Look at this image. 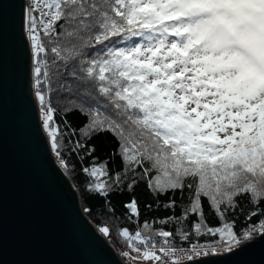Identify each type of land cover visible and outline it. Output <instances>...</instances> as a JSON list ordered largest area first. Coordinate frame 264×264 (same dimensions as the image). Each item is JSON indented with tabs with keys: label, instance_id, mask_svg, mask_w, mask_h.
<instances>
[{
	"label": "snow or ice",
	"instance_id": "obj_1",
	"mask_svg": "<svg viewBox=\"0 0 264 264\" xmlns=\"http://www.w3.org/2000/svg\"><path fill=\"white\" fill-rule=\"evenodd\" d=\"M22 26L34 95L57 157L75 152L82 161L95 148L55 124L54 91L78 100L89 117L81 138L107 132L117 141L121 170L110 174L108 161L93 157L83 168L89 192L107 198L145 181L156 201L147 210L180 209L134 232L118 228L130 248L155 264H185L264 235V0H27ZM248 194L259 220L238 234L225 217ZM205 199L221 226L206 222ZM125 207L138 222L136 198ZM98 230L110 235L106 225ZM175 237L189 246L176 247Z\"/></svg>",
	"mask_w": 264,
	"mask_h": 264
},
{
	"label": "water",
	"instance_id": "obj_2",
	"mask_svg": "<svg viewBox=\"0 0 264 264\" xmlns=\"http://www.w3.org/2000/svg\"><path fill=\"white\" fill-rule=\"evenodd\" d=\"M26 0H0V264H123L53 158L32 93ZM185 264H264V235Z\"/></svg>",
	"mask_w": 264,
	"mask_h": 264
},
{
	"label": "trees",
	"instance_id": "obj_3",
	"mask_svg": "<svg viewBox=\"0 0 264 264\" xmlns=\"http://www.w3.org/2000/svg\"><path fill=\"white\" fill-rule=\"evenodd\" d=\"M53 87L55 88L56 85L54 84ZM32 93L43 128V122L40 115V106L38 100L34 95L33 87ZM73 99V97L66 94H60L55 91L52 93V107L57 110L54 116V122L55 124H58L60 126L62 132L67 130V126H70L72 129H75L76 136L72 138L73 142H75V140L81 139L82 142H85L87 146L94 147L95 151L92 153V156H85L82 161L78 159L77 154L75 152L71 153L70 155H62L61 157H57L56 153L51 148L50 139L47 135V131L43 128V131L48 140L51 154L58 166L62 169L63 173L69 180L74 190L77 192L78 204L86 219L107 240V242L113 248L119 259L126 258L129 262H131L132 258L134 257L132 250L128 246V244L119 237V235L117 234V229L128 227L131 231L134 232L138 228V226L143 225V222L145 220L151 221L154 218L163 219L167 216L173 215V213L179 215L180 209L176 208L174 210H168L163 208H154L151 211L147 210L146 205L155 204L156 201L153 194L148 189L147 183L145 181H140L132 192H129L127 190H123L122 192H111L107 198L103 197L99 193L89 192L87 190V183L89 181V177H87L83 173V168L90 166V161L93 157L97 158V162H104L105 160H107L110 174H114L115 171L121 170V165L119 157L114 155L117 146V141L110 133L105 132L101 134H94L91 136V138H81L79 129L88 122L89 117L77 108V104H79L78 100H76L75 103H72ZM67 142L68 139L65 138V143L67 144ZM85 151L86 149L81 150L80 154L83 155ZM61 159H64L68 162V169H65L61 166ZM188 195L189 192L186 188L183 194V202L185 204L188 202ZM171 196V192H169L167 195H160V203L163 204L168 202ZM133 197L136 198L140 207L141 214L139 216L138 222L136 221L135 217H132L131 220L129 219V210L125 207V204L130 202ZM176 197L179 200V192L176 193ZM236 199L239 203V207L235 210V212L230 211L227 213L225 217V222H232L233 220H235V230L239 234L240 231L249 224L258 223L260 207H264V201L260 202V207H254L251 203L250 194L242 195L240 197H237ZM204 210L206 215V222L210 227L221 226V220L216 217L214 212L209 215V207L206 199L204 200ZM251 211H256L257 216L252 217L251 221H249L247 219V216L251 213ZM196 219L197 218L195 216L189 218L187 222L188 230L191 229V224ZM104 225H106L110 229L109 236H105L98 230L99 227ZM175 227V225L170 224H155V229L163 228L164 230L168 231H175ZM257 236H259V234L254 235L253 238ZM218 238V236H202L199 239L201 242H203L205 240L211 241L216 240ZM191 239H194V236ZM157 240H159V238H157ZM175 246L187 248L189 244L188 242L180 241L178 237H175ZM125 252H128L129 255L125 256ZM139 257L140 258L136 260L134 259L136 264H146V260L142 257V251L140 252Z\"/></svg>",
	"mask_w": 264,
	"mask_h": 264
},
{
	"label": "rangeland",
	"instance_id": "obj_4",
	"mask_svg": "<svg viewBox=\"0 0 264 264\" xmlns=\"http://www.w3.org/2000/svg\"><path fill=\"white\" fill-rule=\"evenodd\" d=\"M26 5H27V0H26V4H25V7H26ZM133 251V250H132ZM134 252V251H133ZM132 252V253H133ZM224 253H227V252H224ZM224 253H222V254H224ZM222 254H219V255H222ZM133 258H132V260H131V262H129L126 258H121V260L122 261H124V263L125 264H136V262L134 261V259L136 260V259H138V258H140L139 256H140V252L139 253H133ZM198 259V258H197ZM146 262V264H153V262L154 261H152V260H146L145 261Z\"/></svg>",
	"mask_w": 264,
	"mask_h": 264
},
{
	"label": "built area",
	"instance_id": "obj_5",
	"mask_svg": "<svg viewBox=\"0 0 264 264\" xmlns=\"http://www.w3.org/2000/svg\"><path fill=\"white\" fill-rule=\"evenodd\" d=\"M131 250H133V249L131 248ZM133 251H134V250H133ZM133 251H132V252H133ZM133 253H139V252H137V251H134ZM165 259H167V258H165ZM120 261H121L123 264H125V263H124V261H122V260H121V258H120ZM153 264H155V262H153ZM169 264H171V262H170V261H169Z\"/></svg>",
	"mask_w": 264,
	"mask_h": 264
}]
</instances>
